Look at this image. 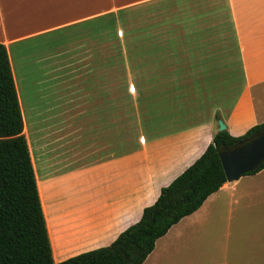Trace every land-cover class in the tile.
<instances>
[{"label": "crops", "instance_id": "obj_1", "mask_svg": "<svg viewBox=\"0 0 264 264\" xmlns=\"http://www.w3.org/2000/svg\"><path fill=\"white\" fill-rule=\"evenodd\" d=\"M138 9L164 17L138 22L112 68L103 37L83 27ZM0 43L54 264L138 223L219 121L232 137L264 123V0H0ZM143 264H264V169L223 185Z\"/></svg>", "mask_w": 264, "mask_h": 264}, {"label": "trees", "instance_id": "obj_2", "mask_svg": "<svg viewBox=\"0 0 264 264\" xmlns=\"http://www.w3.org/2000/svg\"><path fill=\"white\" fill-rule=\"evenodd\" d=\"M264 130V123L241 137L219 132L204 154L163 188L140 221L108 247L60 264H143L156 242L183 218L199 210L227 183L221 149L231 148ZM7 48L0 43V264H54L29 145ZM264 169L246 174L255 175Z\"/></svg>", "mask_w": 264, "mask_h": 264}, {"label": "rangeland", "instance_id": "obj_3", "mask_svg": "<svg viewBox=\"0 0 264 264\" xmlns=\"http://www.w3.org/2000/svg\"><path fill=\"white\" fill-rule=\"evenodd\" d=\"M162 14L163 12L149 11L145 9L123 11L105 17L103 19V23L85 26L83 27V31H87L89 35L93 34L95 38L99 37L100 39L101 37H103L104 53H108L109 50L111 63L110 66L112 68H117L119 66L117 55L120 53L122 54V52L126 49H132V45H134V43L132 42V37L134 36V29L140 27L141 23L138 22L149 18L164 17V15ZM106 42H108V45L106 44ZM96 45L97 44L94 43V46ZM95 51H97V49H95ZM128 82L129 77L127 75V83ZM131 102V97H129L127 92V118L131 117L133 113V107H131ZM44 125H47V127H49L50 125H58L61 128H67L64 133H69V124H42L41 126ZM36 129L37 126L34 127V130ZM63 143L66 145V150L69 151L71 148H73V136L71 138L66 139ZM253 187H257V185H253Z\"/></svg>", "mask_w": 264, "mask_h": 264}, {"label": "water", "instance_id": "obj_4", "mask_svg": "<svg viewBox=\"0 0 264 264\" xmlns=\"http://www.w3.org/2000/svg\"><path fill=\"white\" fill-rule=\"evenodd\" d=\"M225 129L219 121V131ZM219 156L227 183L238 181L264 164V130L231 148L221 149Z\"/></svg>", "mask_w": 264, "mask_h": 264}]
</instances>
